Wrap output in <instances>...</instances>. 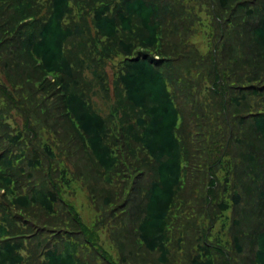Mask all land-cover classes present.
Listing matches in <instances>:
<instances>
[{
    "label": "trees",
    "instance_id": "1",
    "mask_svg": "<svg viewBox=\"0 0 264 264\" xmlns=\"http://www.w3.org/2000/svg\"><path fill=\"white\" fill-rule=\"evenodd\" d=\"M0 264H264V0H0Z\"/></svg>",
    "mask_w": 264,
    "mask_h": 264
},
{
    "label": "rangeland",
    "instance_id": "2",
    "mask_svg": "<svg viewBox=\"0 0 264 264\" xmlns=\"http://www.w3.org/2000/svg\"><path fill=\"white\" fill-rule=\"evenodd\" d=\"M76 199H77V202L85 201L83 198V194L81 192H78Z\"/></svg>",
    "mask_w": 264,
    "mask_h": 264
}]
</instances>
